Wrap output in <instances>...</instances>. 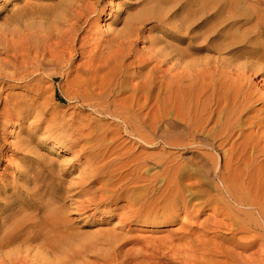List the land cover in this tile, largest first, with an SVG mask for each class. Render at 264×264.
Returning a JSON list of instances; mask_svg holds the SVG:
<instances>
[{
    "label": "bare ground",
    "instance_id": "bare-ground-1",
    "mask_svg": "<svg viewBox=\"0 0 264 264\" xmlns=\"http://www.w3.org/2000/svg\"><path fill=\"white\" fill-rule=\"evenodd\" d=\"M3 1L0 166L6 161L4 169L33 185L19 204L0 183V264H69L98 239L82 244L64 233L60 210L41 201L35 176L11 165L19 156L40 158L44 146L53 153L93 137L89 119L59 121L60 102L116 127L100 152L105 164L90 170L105 171V198L115 200L96 220L116 214L109 232L116 240H125L117 229L126 224L133 228L125 234H140L132 248L116 244L97 264H264V0ZM107 15L108 27L121 25L104 33L98 25ZM122 132L138 153L110 146ZM37 162V175L57 172ZM120 197L136 200L119 210ZM157 232L165 234L151 236ZM32 241L45 252L29 253Z\"/></svg>",
    "mask_w": 264,
    "mask_h": 264
},
{
    "label": "rangeland",
    "instance_id": "rangeland-1",
    "mask_svg": "<svg viewBox=\"0 0 264 264\" xmlns=\"http://www.w3.org/2000/svg\"><path fill=\"white\" fill-rule=\"evenodd\" d=\"M115 1H117L119 4H122L124 0ZM23 2L24 1L21 3ZM6 3L7 2L0 0V15H5L7 13V11L4 10V5ZM111 10L115 12L114 6L111 8ZM111 21L112 18L109 17V15L105 16L103 20L100 21L98 29L101 32L103 31L105 33V31H107L109 33L110 28H114V26L119 27L121 25V23L115 25L112 24L110 27H108L107 24ZM216 41H218V39H216ZM145 46H147V44H139L140 48ZM201 55L212 57L213 54L203 51V54ZM58 110L61 112L64 110L66 111L65 116L57 117L59 121L63 123H72L76 126L77 123L82 119H89V122H91L92 126L97 128L95 129L96 131L93 137L89 139L86 144L81 142L77 146H60L58 152L53 153L50 152L46 146H44L41 152H39L40 158L37 159L40 161H45L46 164L50 165V168L53 169L54 172L57 171L55 174H53V177L48 176L47 171L45 170L37 175L38 171L41 169V167L38 166L37 159L33 160L29 157L22 158L19 156L18 159L12 161L11 165L18 166L19 169L16 170H22L26 168L25 171H28L29 176H35L33 183L35 180H37V185H39L41 189L40 194H44L41 201L43 203L55 202L50 207H55L60 210L61 215L64 218V233L69 234V236H73L76 242L82 244H88V236H98L97 240L95 239L92 241L94 242L93 248L90 250H83L78 254H74L69 264L102 263L105 261V258L108 260L113 257L114 253L112 248L114 245L123 243V245L125 244L126 248H132V236L140 234L136 229H133L131 233L125 234L127 231H129L128 229L131 227L133 228V226L129 227V225L126 224L123 228L117 229V232H119V237H122V234L126 235L125 240H121L120 238L116 240L117 238H113L111 235H109V232L114 226H116L118 216L113 214L108 219L102 221L96 220L97 215L102 212L108 211L111 213L110 210L112 211V205L114 204L115 200H112L108 197L105 198V179L107 178L105 176V171L101 173L100 170L97 175L89 176L93 175V172L90 170L97 169L98 167H101L105 164V155L101 156L100 152H105V145L108 143V139L111 136L110 130L115 129L116 127L114 123H111L109 118H106L105 116L101 117L100 114L93 112L90 110V108L79 110L74 103L66 104V102H60ZM46 116L47 120L51 118L50 115ZM31 121L33 122L35 120L30 119L27 122H21L22 124H25L24 128L17 131L16 136L11 138L12 141H16L23 136V130L27 128V124ZM39 134L46 135L42 130L39 131ZM64 135L68 136V138L72 137L70 130H67ZM4 136L7 137L6 132ZM50 141L52 144L54 143L56 145L54 141ZM118 143H120V147H123V150L130 149L135 153H138L141 150V148L138 147V143L135 142L125 132H122L116 142H113L110 144V146L113 147ZM83 145L89 147V151L86 153H84V150L82 149ZM146 151H151V149ZM192 154L193 152L189 150L181 155L183 157H188ZM5 155L8 157L15 156L16 153L15 150L8 149ZM88 159L89 162L87 163ZM68 162L69 164L66 165ZM18 163L21 164L18 165ZM5 165L6 161L0 166V176L5 173L7 174V178H0V183L4 181L8 183L10 187L7 193L9 194L6 195L10 196L12 194H16L19 197L18 203H23L27 197H25L22 192H26L31 189L33 184L26 182L24 178L14 174L13 172H16L15 169L10 167L4 169ZM53 186H59L60 189L54 190ZM82 188L85 190H81ZM53 196H56L55 200L52 199ZM135 200H132L131 198L120 197L116 201L119 205L123 204V207L119 209L121 210L124 209V207L127 205V202L130 203L131 201ZM79 201L85 206V209L80 212L74 208L77 202L79 203ZM59 206H62V208L60 209ZM204 215L206 214L203 213L201 218L204 217ZM173 226L177 227L176 224H173L170 227ZM38 228L39 227L35 229ZM102 233H104L103 236L100 235ZM164 234V232H157L151 234V236L158 238ZM128 236H131V239H128ZM146 236L149 237V233L146 234ZM25 245L29 248L28 252L31 254H34L36 250H41L38 248L37 242L35 241L27 242ZM41 251L45 252L44 250ZM107 264H112V262H108Z\"/></svg>",
    "mask_w": 264,
    "mask_h": 264
}]
</instances>
